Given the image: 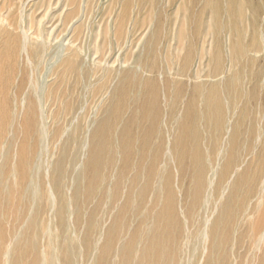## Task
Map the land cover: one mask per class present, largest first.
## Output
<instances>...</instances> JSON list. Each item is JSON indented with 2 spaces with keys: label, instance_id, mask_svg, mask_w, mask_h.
<instances>
[{
  "label": "bare ground",
  "instance_id": "6f19581e",
  "mask_svg": "<svg viewBox=\"0 0 264 264\" xmlns=\"http://www.w3.org/2000/svg\"><path fill=\"white\" fill-rule=\"evenodd\" d=\"M235 4L236 0H205L203 11L211 13L207 29L200 17H188L181 21L174 44L166 42L167 49L160 48V20L146 38L151 27L144 30L132 47V54L139 51V55L117 64L120 70L108 74V99L98 97L109 104L106 118L101 121L100 117L91 133L81 122L75 127L77 134L69 132L81 111L80 102H73L70 93L58 95L48 90L45 82L33 80L26 72L16 82L11 76L14 66L8 65L21 53L26 61L38 63L49 50L55 59L65 51L69 55L74 48L69 31L76 21H71L59 38V24L42 33L12 27L0 17V264H79L76 257L81 248L84 264H91V260L92 264H183L181 254L190 240L200 245L188 254L186 264H219L216 254L223 243L220 226L223 220L232 221L233 196L219 205V216L210 225L206 214L217 207L227 188L235 193L245 179V172L239 174L244 169L238 173L242 160L236 153L241 124L235 120L229 125L225 114L246 117L248 102L255 99L260 88L261 72L252 68L258 57L264 59V44L255 40L246 43L244 29L238 31L241 28L231 23L233 19L240 21L239 15L233 18ZM221 13L230 22L222 24ZM222 33L227 34L224 39ZM74 53L70 56L75 63L59 62L79 74L80 57ZM180 58L182 68L178 66ZM8 66L11 69L6 72ZM239 103L242 106L237 111ZM20 113L24 114L21 136L12 121L7 122L11 115ZM49 121L62 124L51 144H59L63 137L66 140L57 160L46 167L43 141L48 137ZM214 122L221 133H230L225 134V146L220 136L215 154L206 157L200 145L199 124L212 127ZM249 135L255 136L254 129ZM67 139L72 143L70 153ZM219 171V187L212 197ZM175 172L190 178V203L183 207L177 201ZM232 176L238 181L231 184ZM81 196L85 201L79 204ZM212 199L216 207L212 204L209 209ZM200 214L204 219L192 233L187 220ZM134 221L139 225L126 240L123 228ZM263 227L264 210L251 230L256 248H261ZM56 228L60 229L59 236ZM227 233L230 235L231 230ZM260 264H264V251Z\"/></svg>",
  "mask_w": 264,
  "mask_h": 264
},
{
  "label": "rangeland",
  "instance_id": "374dc122",
  "mask_svg": "<svg viewBox=\"0 0 264 264\" xmlns=\"http://www.w3.org/2000/svg\"><path fill=\"white\" fill-rule=\"evenodd\" d=\"M24 1L25 0H0L1 19H4L7 22V24H9L12 27L22 26L25 27L26 29L30 28L31 31L33 29L35 32H38L39 30L42 33L43 32L48 33L50 31L49 29L51 25L59 24L58 29L61 32L60 36H58L59 38L61 37V35L65 34V30H67L68 29L67 27H69L67 25L70 24L71 21H76L75 24H72V27L69 31L68 37H71L70 40L74 45V48L72 49V52H69V55H68V51H65L62 53L61 56L62 59L61 58L55 59L53 58L54 55L53 51L49 50L46 57L47 60L45 58L44 59L45 62L42 61L38 63V61L37 60L35 61L34 59H32L34 61L32 60L26 61L27 59L24 56L25 54L21 53L17 55V58L19 60L16 58L14 62L8 63L9 66L11 67L14 66L13 68L15 71L13 70L14 72L12 73L11 76L16 82L19 81L18 79H20L21 74L26 72L28 77L29 76L33 77L32 78L33 80L37 81L40 78L41 80H39V82L40 81L43 83L45 82L48 87V90L52 91L53 89L58 95L66 92L69 95L70 93L69 97H71L73 102L77 104L78 102H80L79 105L81 111L78 112L79 113L78 116L79 117H82L83 115L84 116L82 118H79L77 116L76 119L78 122L75 120L73 124L74 126H72L69 132L71 134H77V129H75V127L81 124V122L83 123V126H85L84 124L87 125L88 132L91 133L92 130L95 129V127L97 126V123L103 121L106 118L105 117L106 113L104 112L107 111L108 107L106 106H108L109 104L107 100L105 101L103 100L104 99L103 97H107L108 99V94H110L111 92L110 91L111 87L107 91V88H109L108 86H111L110 83L107 82L110 75L109 73H111L112 70L113 72L114 71L117 72L118 70H120V68L117 65L118 63H121L127 59H130L131 57H135L139 55V51H135L134 55L132 54V51L134 50L132 49L133 45L135 46L137 44L138 40L145 34L144 32L149 27H151V30H149V33L147 35H145V38L149 36L150 32H153L155 27V22L157 20H160V23H162L161 24L162 33L160 35V48L161 50H163V49H167L166 48L167 45L174 44L175 34L179 25L182 23L181 22L182 20L188 17H194V18L200 17L202 20L205 21L204 27L205 29H207L209 16L211 14L210 10L203 11L205 0H36V1L26 0L25 2ZM263 2L264 0H236L235 5L238 8L234 7L233 14L236 15H233V18L234 16L235 18H237V16L239 15L240 21H237L238 19H233L231 23H234L235 26L238 25L239 28H241L238 31L242 32L244 29L243 33L245 35V40H246L245 42L248 44H250L251 41L253 40H255L258 45L264 44V40H263L264 39V14H263L264 3ZM55 4L57 5L55 6ZM254 6H256L257 8H255ZM35 9H38V12ZM235 9L237 10L235 11ZM254 10H256L255 14L252 13L254 12ZM45 11L47 13H45ZM67 15L69 17H67ZM224 15H220L219 20L221 23L225 22L224 24H226L228 20L226 15L225 16ZM43 16H45L44 17L45 19L43 18ZM58 21L59 23H57ZM188 27L189 25H186V28ZM226 35H227L226 33H222L223 39L226 37ZM199 37L200 36L196 38V41L199 40ZM262 41L263 43H261ZM166 42H168L169 44L167 43L166 45ZM196 43L198 44L199 42ZM73 53L79 55L80 57L79 58L80 61H78L79 63L78 67L80 66V68L78 69L81 72L79 74L78 72L76 73L71 72L70 66L66 67L65 65V64L69 65V63L70 64L75 63V60L73 61V58L70 56L73 55ZM130 54H132L133 56ZM182 56H184V54ZM20 59H24V60H20ZM63 60L65 64L62 63ZM95 61L99 63L97 65H94ZM182 62L183 60L180 58V60L178 61V66H180V68L183 67ZM11 67H9V69L5 71L8 72L11 69ZM252 69L254 72L257 73L261 72L260 73L261 77L259 79L260 90L258 89L256 91L255 99L250 100L248 102L249 105L248 114L246 115V117L243 118L237 116L239 112L236 113L237 117L232 116L230 112H227L225 114L228 115L226 116V119H228L227 122H229V125H232L235 122V120L241 124L239 128L240 137L238 139V144L240 145H238L236 153L239 156V158L241 157L240 161L242 160V164L240 170L238 169V173L239 171L244 169L239 174H243L245 172L244 174L245 179L242 180V182L238 185V189L235 193H232V191H230L229 188H227L223 193V196L219 198L217 207L215 206L216 201H214L213 198L211 200L212 202L209 204L210 207L208 208L210 209L213 204V206L216 207L215 208L216 210L213 209L212 212L207 213L208 215L206 214L207 216L206 218L209 220V225H210V223L219 216L220 213L219 205L221 206L228 199H230L231 195L233 196L232 199L230 200V204H231L230 209L232 210V214H233L232 221L228 223L223 220L220 226L221 240L223 243L221 245L220 250L218 251V256L216 254V260H218L219 264L221 263L260 264V258L263 255V251H264V248H262L264 247V236L262 242L263 246L261 245V248H256L253 246L254 237H253V232L251 231L253 230L254 225L258 221L261 211L264 210V59L262 57H258L257 62H255ZM87 73H89L90 76ZM102 73L105 79L103 78ZM93 74L97 78L96 77L94 78ZM34 75L37 76H35L34 78ZM52 80L54 81L52 82ZM104 83L107 86H105ZM79 86L81 88H79ZM103 91L106 92V94ZM79 92L81 95L79 94ZM102 94H104L105 96ZM96 96L97 98H95ZM100 96H103L102 101H99L98 99V97L100 98ZM92 98L95 100H93ZM89 106H91L92 108ZM240 106H242V103L238 104L237 111L241 109ZM82 111H85L88 114ZM96 111H98V113ZM94 114H96L97 116H95ZM23 116H24L23 113L11 115L7 121V122L12 121L13 127L17 128V134L19 136L22 135V129L20 125L22 124ZM94 117L95 120H93ZM100 117L102 118V120ZM84 119H86L85 122ZM163 119H166V117L164 116ZM52 123L53 122L49 121V125H48L49 129L47 128V131L49 130L48 137L43 141L45 144L43 146V156L46 167H48L50 162L57 160V158L59 157V152H61L60 150L61 144H63L64 141L66 140V138L63 137L62 139L65 140L63 141L61 139L62 140L60 141L61 143L59 142V144L55 146L51 144V140L53 139V137L56 136V129L62 126L61 122L60 123L56 122L53 124ZM199 126H200L199 130H201L200 145L202 147V151L204 152V155L206 154V157H213L215 151L218 148V145L215 147L216 141L217 140L220 141V136H221L222 138L221 143L223 144L224 147L225 143L223 142L226 139L225 137H227V135H229L230 132L228 133L226 132L227 135H225L226 133L224 132L221 133V130L216 125V122H214L212 127L211 126L206 127L203 123H200ZM252 129H254L255 131V136L249 135V132ZM5 133L6 134L9 133L8 135H10V131L7 129L5 130ZM171 134L172 136L175 135V129H172ZM33 136L31 137V139L34 140ZM67 144L68 145H66V148H68V152L70 153L72 150L71 149L72 143L68 139H67ZM245 160L247 162H245ZM237 167L239 168V166ZM221 172L222 171L218 172L216 179L213 182L211 188L212 197L213 194L215 196V190L219 187V183L217 180L218 178H220ZM237 181H238L237 176H232L229 180L231 184ZM174 183L177 189L176 190L177 201L179 203V207L188 205L190 203L187 193V191H189L190 189V178L188 174H184V176H180L175 172ZM84 201L85 198L81 196L79 200V204L84 203ZM201 219L203 220L204 218L200 214L198 218H196L195 216L194 219L187 220L188 224L187 223L185 224H187L186 226L189 228L188 230L192 233H195L196 229H198L200 225ZM138 225L139 222L134 221L131 225H129V227L126 225L124 226L123 231H124V236H126L125 237L126 240L129 239L130 235L134 232V228L136 229ZM209 225L207 226L208 229L210 228ZM229 229L231 230V233L230 235H227ZM58 231L60 232V229L56 228L57 236L60 235ZM180 233H181V229L178 228L177 237H180ZM192 238H194V235ZM199 245L198 242H196L195 240L189 241L188 248L183 249V253L181 254V260L183 264H186V262L188 261V254L191 253L193 249H195L196 247L198 248ZM83 259H84V250L83 248H81L79 249V253L78 256L76 257V260L79 261V264H84L85 261ZM118 261L119 260L117 259L116 262ZM108 262L111 263L110 260ZM90 263L92 264V260L90 261Z\"/></svg>",
  "mask_w": 264,
  "mask_h": 264
}]
</instances>
